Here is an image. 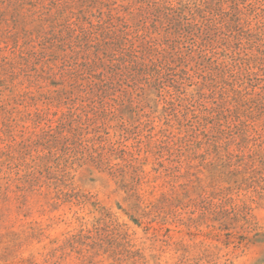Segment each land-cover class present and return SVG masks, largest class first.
<instances>
[{
	"label": "rangeland",
	"instance_id": "374dc122",
	"mask_svg": "<svg viewBox=\"0 0 264 264\" xmlns=\"http://www.w3.org/2000/svg\"><path fill=\"white\" fill-rule=\"evenodd\" d=\"M0 264H264V0H0Z\"/></svg>",
	"mask_w": 264,
	"mask_h": 264
},
{
	"label": "trees",
	"instance_id": "16d2710c",
	"mask_svg": "<svg viewBox=\"0 0 264 264\" xmlns=\"http://www.w3.org/2000/svg\"><path fill=\"white\" fill-rule=\"evenodd\" d=\"M157 8H159V7H157ZM160 9H162V11H164L167 18L169 17V19L172 20V22L174 23V26H175V30L178 31L179 36H182L183 31H186L187 33H195L198 31L200 33L201 37H203L202 41H201V45L199 46L200 49L202 48V46H204L206 43H208L211 40V38H212V36H214V34H216L218 32V27L214 22L215 19L211 18L212 16H211L210 10L206 14V9H201V8L193 9L192 10L193 12L191 14L193 16L199 17L200 20L190 21V22L184 23L181 20V17H179V16L177 17V15H175V13H173L174 9H176V8L163 6V7H160ZM115 41H116L115 45L117 47L121 46V43H119L120 41L118 40L117 37H116ZM120 68H121V63H119L118 59L114 58V56H113V59H112L111 64L109 66V71L111 72V75H113L114 77L117 76L119 74V72H117V71L120 70ZM110 80H111V78L107 77V79L105 81L109 83ZM108 83L106 85L107 88H108ZM110 83H112V82H110Z\"/></svg>",
	"mask_w": 264,
	"mask_h": 264
}]
</instances>
